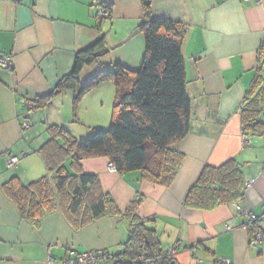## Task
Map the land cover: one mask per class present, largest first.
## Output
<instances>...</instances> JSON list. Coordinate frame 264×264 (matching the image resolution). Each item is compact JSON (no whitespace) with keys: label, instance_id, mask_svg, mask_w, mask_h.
<instances>
[{"label":"crops","instance_id":"crops-1","mask_svg":"<svg viewBox=\"0 0 264 264\" xmlns=\"http://www.w3.org/2000/svg\"><path fill=\"white\" fill-rule=\"evenodd\" d=\"M100 1L110 3V18H98ZM151 12L185 30L181 51L191 111L187 135L173 146L182 155L175 178L158 185L142 179L139 171L110 170L104 157L84 159L81 170L98 176L101 190L121 214L74 228L54 209L36 226L20 215L3 183L17 176L27 184L46 174L38 149L49 138V124L62 125L75 139L81 131L74 122L91 129L106 125L115 88L104 81L87 92L75 116L70 90L55 94L43 108L29 110L26 103L52 92L71 70L75 53L100 37L110 50L81 70L80 83L116 63L137 70L144 57L141 0H0V59L10 58V68L0 67V264H49L48 257L50 264H62L71 251L121 254L129 237L124 213L132 204L155 229L161 251L174 246L176 264H264V240L250 244V232L238 226L245 218L237 215L236 203L209 211L184 206L205 165L233 158L244 186L253 180L237 203L263 215L264 232V137H247L250 145H242L239 114L264 60V0H151ZM26 120L30 126L24 128ZM10 155L18 156L16 167L7 168ZM66 165L72 171L69 160ZM225 224L234 228L228 231Z\"/></svg>","mask_w":264,"mask_h":264},{"label":"trees","instance_id":"trees-1","mask_svg":"<svg viewBox=\"0 0 264 264\" xmlns=\"http://www.w3.org/2000/svg\"><path fill=\"white\" fill-rule=\"evenodd\" d=\"M100 5L109 13L105 18H110V3L100 1ZM141 8L138 29L144 37V57L137 70L116 63L80 83L81 70L104 49L100 37L75 53L71 70L58 80L52 92L30 101V110L43 108L55 94L70 90L75 116L87 92L104 81L115 87L108 128H92L87 138L77 140L65 127L49 124V138L38 149L46 174L27 184L17 176L3 183L20 215L36 226L54 209H59L74 228L101 216L121 214L114 200L101 190L98 176L81 170L84 159L104 157L119 174L139 171L142 179L163 186L170 185L176 176L182 155L173 146L187 135L191 111L181 51L185 30L178 22L153 17L151 0H141ZM260 49L264 50V40ZM6 68H10V63ZM239 109L243 136L264 137V60L259 62ZM68 160L72 171L66 165ZM244 188L242 171L235 159L219 166L205 165L188 189L184 206L209 211L219 204L237 203ZM134 208L132 204L124 213L129 220V237L121 254L115 255L122 260L115 264H146L136 261L140 255L147 259L161 257L158 264H171L174 260L163 256L165 251L160 249L155 229ZM260 221L246 229L251 236L252 231L262 230Z\"/></svg>","mask_w":264,"mask_h":264},{"label":"built area","instance_id":"built-area-1","mask_svg":"<svg viewBox=\"0 0 264 264\" xmlns=\"http://www.w3.org/2000/svg\"><path fill=\"white\" fill-rule=\"evenodd\" d=\"M243 1H255L259 2L260 0H243ZM109 15L108 11L103 9L102 7L98 11V18H105ZM10 63V58L5 57L0 59V65L3 68H6L7 65ZM27 108L30 110L32 108V104L30 101H27L26 103ZM24 128H27L30 126V123L26 120L24 121L23 125ZM242 145L249 146L250 140L247 137H244L242 140ZM18 156L10 155L7 159L6 166L7 168H13L16 167V164L18 162ZM109 169L112 171H115L114 166H112L110 163L108 164ZM253 180L245 182V186L251 185ZM262 211L264 214V206L262 207ZM235 209L237 211V215L244 217L245 220L238 225L239 227H243L244 229H247L248 227H251L252 223L256 220H259L262 218L263 215H257L253 212H250L240 206V204H235ZM226 230H232L234 227L228 224L224 225ZM264 240V232L260 229H257L256 231H252V236L250 239V244L253 246H256L258 243L262 242ZM174 246L168 247V249L164 253V257H167L169 259L173 258L174 254ZM118 257H115V255H112L104 250H96V251H86V252H69L65 255V257L62 259V264H115L117 262ZM161 260V257H154L152 259H147L144 255H140L137 258V262L140 263H148V264H158ZM223 262L228 263V260L223 259ZM48 263H51V258L48 257Z\"/></svg>","mask_w":264,"mask_h":264},{"label":"rangeland","instance_id":"rangeland-1","mask_svg":"<svg viewBox=\"0 0 264 264\" xmlns=\"http://www.w3.org/2000/svg\"><path fill=\"white\" fill-rule=\"evenodd\" d=\"M113 86H114V84H113ZM114 97H115V89L112 91V104H111V111H110V115H109V120H108L106 125H104L103 127H97V128H103V129L108 128V126L110 124V120H111V112H112V106H113V102H114ZM54 125H57V124H54ZM73 125H76L75 128L77 130L81 131L80 137H78V139L81 138L80 140H84L85 138H87L89 136L91 127L88 126L86 123L74 122ZM58 126H62V125H58Z\"/></svg>","mask_w":264,"mask_h":264},{"label":"water","instance_id":"water-1","mask_svg":"<svg viewBox=\"0 0 264 264\" xmlns=\"http://www.w3.org/2000/svg\"><path fill=\"white\" fill-rule=\"evenodd\" d=\"M137 31H135V33H136ZM131 36H129L125 41H127L129 38H130ZM118 45H121V43H119ZM117 45V46H118ZM112 48H114V47H112ZM110 50V48H106V49H104L102 52H100V55L101 54H103V53H105V52H108ZM171 264H176L175 263V261H172V263Z\"/></svg>","mask_w":264,"mask_h":264}]
</instances>
